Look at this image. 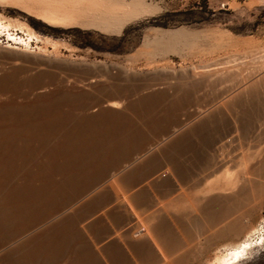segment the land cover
Returning <instances> with one entry per match:
<instances>
[{
    "label": "rangeland",
    "instance_id": "rangeland-1",
    "mask_svg": "<svg viewBox=\"0 0 264 264\" xmlns=\"http://www.w3.org/2000/svg\"><path fill=\"white\" fill-rule=\"evenodd\" d=\"M131 1L117 0L116 2L125 4ZM143 1L146 5L138 13L130 15L114 28H104L98 23L88 21L51 24L29 13L18 4L0 3L1 15L24 23L29 29L31 28L30 30L36 36L25 43L27 40L26 34L18 26L9 27L8 30L0 33V102L4 101L15 105L12 107L13 110L11 109L13 111L11 117H13L14 122L62 121L65 122L64 126H61L58 130H52L53 134L51 133V136L56 135L58 137L57 135H59L63 137L79 134L81 137L78 135V138L82 139L84 136L82 143L86 141L85 139H89L85 142L86 144L91 143L90 146L83 148L84 150L88 148L87 150L91 152L80 150V155L72 157L71 161L65 160L61 163L52 162V160L46 162L47 155L45 153L24 155L28 158H22L24 163H20V169L23 171L19 176L46 164V168L52 170L51 179L54 182L51 181L50 183L59 184L63 190L59 198L60 201L55 204L52 212L44 218L45 220L42 219L37 222L38 224L35 223L32 227L30 226L31 228L19 232L10 242L4 244L5 246L0 245V264L6 263L4 254L11 249L14 250L17 264H34L36 261L38 262L35 264H51V262L52 264H61L63 260L62 264H136V259L139 261L137 264H160L162 262L159 263L155 260L153 253L150 251L152 245L147 241V237L145 238V231L149 232L150 227V235L162 238L161 242L168 240L166 241L168 242L167 246L170 245V241L174 240L173 242H175V236L177 235L178 239L176 240L180 242V245H190L189 248H186L187 251L181 249L186 246H175L172 249L173 244L169 248L163 244L169 257L164 253L167 259L162 264H172L173 261L175 264L176 260L174 259L177 258V261L179 260L178 264H209L216 254L233 245L235 241L231 237L222 239V241L219 238L217 239L220 241H216L217 239L213 235L208 238L213 236L214 240L204 237L207 225L212 222L210 218L214 214L217 219L224 216L226 218H223L228 220L229 214H236V212H233L235 208L238 216V210L241 209L239 207L243 206L241 203L248 206L242 207V214H240L242 216L248 214L245 216L249 218L251 216V221L249 220L251 226L258 228L251 233L250 238H256V236L264 234V196L262 195L264 180L261 179L264 174V166L261 167L263 163H259L261 157L263 158L261 162H264V149L262 150L264 148V75L262 76L264 69H261V67L264 68V0ZM7 33L9 34L7 35ZM259 78L262 80H260L261 82H258ZM252 79L258 83L255 82L254 85ZM106 100L116 102L118 106L108 110V106V108L103 106ZM6 119L9 121V117H6ZM112 121L115 123L114 125ZM104 122L107 124H104ZM70 123L73 124L70 126L77 125L75 130L77 133L69 130L71 129ZM126 123H128V126ZM164 123H169V125ZM85 124L90 125L89 127H92L93 131L100 129L96 132L103 133L97 134L94 132L96 133L94 134L92 129ZM102 124H104V128L101 127ZM130 124L131 126H129ZM67 125L68 129L66 128ZM78 125L85 126V128L78 127ZM111 126L113 127L111 128ZM172 126L173 128H171ZM62 127H65V129L63 130ZM158 128H161V130ZM116 129L119 130V133ZM101 130L102 132H100ZM162 130L164 133L160 134ZM66 132L67 134H65ZM91 133L95 136H92ZM87 136L88 138H86ZM81 139H79V142ZM104 141L106 142L104 143ZM109 143L111 144L109 145ZM92 148L96 150L94 151ZM217 159H219L218 162L225 161L224 164L216 168V172L208 175V170L213 163L217 162ZM88 160L89 162H87ZM157 160L158 162H156ZM253 160L257 162L255 163ZM107 164L108 167H106ZM247 167H250V169ZM254 167L263 168V170L257 168L255 170ZM236 169L239 171L242 169L241 171L247 176H245L246 179L243 182L240 181L241 177L235 186L237 195L233 197L239 203H236L233 197H228L226 199L228 205L224 202L226 200H222V202L220 200L214 201L217 205L213 202L211 203V206L214 204L213 207L209 205L204 208V206L196 205V195L194 196V193L196 194V191L208 180L221 176L226 170L230 174L244 176L241 171V173H238ZM245 170L246 172H244ZM251 170L252 172L256 171L255 174L258 171V174L263 173H261V176L259 175L260 177L257 174L256 177H259L257 179L254 176L255 174H251ZM206 174L208 177L204 176ZM19 176L17 179L21 180L22 178ZM249 176H254L253 179L257 180V183L255 180L251 181L252 178ZM248 177L249 179H247ZM259 179L263 180L259 182L260 184L263 183L260 187L262 191L258 188L260 186ZM143 180L144 183H141L140 181L143 182ZM132 182L133 184H131ZM241 182L245 185L249 184L248 186L253 185L251 183L258 184H254L255 188H253L254 186H247V189L249 192L256 189V193L258 190L260 193L257 198L259 199H255L257 196L255 191L249 195L244 187L245 185L241 186ZM114 184L115 186H113ZM236 187H240V189ZM249 188L253 189L250 190ZM242 190L247 191V193H244L246 194L245 197H242L244 194L239 193ZM189 192L192 194L190 193L187 196ZM252 193L253 195H251ZM254 195L255 197H253ZM180 196L186 200H183ZM250 196L254 198V201ZM262 196L263 198H261ZM180 198L182 199L181 203L179 202L180 204L189 202L192 206L190 207L189 203L187 204L189 207L184 204L187 209L189 208L188 214L184 205H179L180 209H178L177 202ZM229 198H232V200ZM241 198L245 200H241ZM249 198L253 202H248ZM175 199H177V202L174 201ZM233 201L236 203L235 205ZM172 202L175 204H172L174 209L170 205ZM75 203L77 204L75 205ZM193 203L195 204L193 205ZM220 203H222L221 207ZM223 203L228 206V211ZM252 203H257V205L254 207ZM237 204L240 205L237 207ZM249 205L250 207L253 205L251 207L253 210H249ZM200 206L203 207V210ZM223 206L225 207L224 211L227 213L232 211L227 214L223 211ZM181 207L185 209L181 210ZM100 208H103L102 211H100ZM191 208L194 209L193 212L190 210ZM229 208H231L230 211ZM175 209L181 210L175 211L180 213H174ZM214 209L216 212L213 213ZM218 209L219 211H217ZM245 211H249V213ZM207 212L211 213L212 216L210 214L209 218H203L208 217ZM243 212L245 213L243 214ZM193 213H196V215L194 216ZM197 213H199L198 216L201 214L202 217L197 218ZM91 214L95 215L90 216ZM175 214L176 216H174ZM179 214L180 216H178ZM182 214H185V218L181 220ZM233 214L234 217L235 214ZM240 214L238 217H240ZM104 215L109 219L107 220ZM236 215L234 218L229 215L231 217L229 220L235 219L233 221L235 224L240 219H236ZM190 216L192 219H190ZM215 216L211 219L217 221L214 218ZM91 217H93L92 220ZM174 217L176 223L173 221ZM129 218L131 220L135 219V223ZM170 218H172V221H170ZM206 219L208 223L204 224L203 222ZM177 221L180 224L183 221L181 227H186L183 230L184 234L181 232L182 228L177 227L180 226ZM195 221H197L196 224ZM215 221L212 224L216 225ZM222 221L218 220L219 225ZM228 221H225V223H231ZM71 222L75 225L73 226ZM79 223H82L83 226ZM189 223H191V226ZM51 224L53 225L51 226ZM97 224L98 226H96ZM94 225L97 228H94ZM188 226L193 228L192 232ZM56 227L59 228L58 232L60 234L54 238L53 230L57 229ZM212 227L214 225L211 226L213 231L214 228ZM175 228H179V231L177 232ZM45 230L50 234V241L58 240L60 247L62 246L59 253L60 257H37L32 260L34 262L32 263L26 259L25 253L28 249L23 247V241ZM188 230H190L192 234L190 236L193 240L197 236V240H195L198 242L189 239L187 241L186 237H181L187 236L188 232L187 238H190ZM168 231L169 233H167ZM141 233L144 235L136 236V234ZM179 233L182 235L180 236ZM90 236L92 237V243L90 242ZM133 237L135 239H131ZM86 238L89 240L88 242ZM205 238L210 243H207ZM183 239L185 243L187 242L186 244H184ZM97 241H102L101 244L98 242L99 246ZM191 241L195 245H191ZM73 242L77 244L74 245ZM261 242L253 243L251 251L238 264H264V240ZM94 243H96L95 246L98 249H101L95 248ZM163 245L161 246L164 248ZM70 246L72 247L69 248ZM179 247L182 253L178 257L176 252ZM191 247L192 249H190ZM125 248H129V252ZM167 248L168 250L171 248L170 251L173 252V254L171 252L174 255L173 257H171L170 251H167ZM72 254L73 256H71ZM182 254L185 257H182ZM68 257H70V260ZM148 257L150 258L148 259ZM104 258L107 262L103 261ZM170 258H174L173 261ZM65 259H68V261L66 260L67 263Z\"/></svg>",
    "mask_w": 264,
    "mask_h": 264
},
{
    "label": "bare ground",
    "instance_id": "bare-ground-1",
    "mask_svg": "<svg viewBox=\"0 0 264 264\" xmlns=\"http://www.w3.org/2000/svg\"><path fill=\"white\" fill-rule=\"evenodd\" d=\"M117 0H0V3L2 4V3H14V4H18V5H20V6H22L24 9H26V11H28L29 13H32V14H34L35 16H37V17H39V18H41L42 20H44V21H46V22H48V23H51V24H67V23H74V22H79V21H88V22H90V23H98L99 25H101L102 27H104V28H114V26H116L117 27V25H119L120 23H122V21H124L127 17H129L130 15H133V14H135V13H138L139 11H140V9H142L146 4L144 3V1L143 0H132L131 2H127V3H122V2H116ZM81 23H83V22H81ZM12 26H18L21 30H23L24 32H25V34H26V41H25V43H28L29 42V39H31V38H33L35 35H34V33L24 24V23H22V22H19V21H14V20H11V19H9V18H6L5 16H3V15H1L0 14V33L2 32V31H6V30H8V28L9 27H12ZM115 27V28H116ZM13 28V27H12ZM4 33V32H3ZM9 33H7V35H8ZM13 34V33H12ZM36 37V36H35ZM25 38V37H24ZM211 45V44H210ZM221 45V44H220ZM200 46V45H199ZM215 46V45H214ZM218 46V45H217ZM210 47V46H209ZM227 55V54H226ZM227 56H230V55H227ZM224 57V56H223ZM219 59V58H218ZM264 59V58H263ZM213 60H215V59H213ZM225 60V59H224ZM212 62V61H211ZM214 64H215V62H214ZM249 64V63H248ZM262 65H263V63H262ZM196 66V65H195ZM198 66V65H197ZM204 66V65H203ZM254 66V65H253ZM261 67V66H260ZM236 68V67H235ZM241 69V68H240ZM244 69V68H243ZM261 69H264V68H262L261 67ZM260 69V70H261ZM204 70V69H203ZM227 70V69H226ZM229 70H230V68H229ZM252 70V69H251ZM219 71V70H218ZM261 71H263V70H261ZM197 72V71H196ZM214 73V72H213ZM264 72H262V76L264 75L263 74ZM256 74V73H255ZM241 75V74H240ZM200 76V75H199ZM218 76V75H217ZM250 76V75H249ZM228 77V76H227ZM243 77V76H242ZM247 77H248V75H247ZM257 77H258V75H257ZM256 77V79L258 80V78ZM250 78H251V76H250ZM261 79H262V77H260ZM259 78V81L258 82H261L262 80ZM211 79V78H210ZM236 79V78H235ZM254 79H255V77H254ZM263 79H264V77H263ZM249 80V79H248ZM261 80V81H260ZM251 81V80H250ZM255 82H257L256 80H254L253 81V79H252V83L255 85ZM257 82V83H258ZM243 83V82H242ZM249 84H250V82H248ZM248 83H246V84H248ZM246 84H244V85H246ZM260 84V83H259ZM263 84V83H262ZM261 84V85H262ZM257 87H258V84L256 85ZM256 86H255V88H256ZM245 87V86H244ZM244 87H243V89H244ZM249 87V86H248ZM251 87H253L252 85H251ZM251 87H249V88H251ZM260 87V86H259ZM242 88V87H241ZM240 88V89H241ZM254 88V89H255ZM233 89V88H232ZM239 89V90H240ZM245 89H246V87H245ZM248 89V88H247ZM225 91V90H224ZM236 92V91H235ZM234 92V93H235ZM239 92V91H238ZM234 93H232V94H234ZM245 94V93H244ZM247 94V93H246ZM246 97V96H245ZM230 98H232V97H230ZM103 103V102H102ZM232 103V102H231ZM13 105L14 104H12V103H9V102H0V245H4V244H6V243H8V242H10L19 232H23L24 230H26V229H28L30 226L32 227V225L33 224H35V223H37V222H39L40 220H42V219H44L45 217H47L51 212H52V210H53V208H54V206H55V204L56 203H58L59 201H60V195H61V193H62V187L59 185V184H51L50 182L52 181V179H51V173H52V170H51V168L49 169L48 167L46 168V164L45 165H43L42 167H38V169H34V170H29V172H27V173H25V175H21V176H19V174H21V172L23 171V170H21L20 169V166H21V162L22 163H24L23 161V157L24 158H26L24 155H27V154H32V153H45L46 155H47V160H46V162H50L51 160H52V162H63V161H65V160H69V161H71V159H72V157H74V156H76V155H80V150H84L83 148H86V146L88 147V146H90L91 145V143H89V144H86L85 142L87 141V140H89V139H85L86 141L84 142L85 143V145H84V143H82V141H84V139H83V137H82V139L81 138H78V135L79 134H77V135H74V136H63V137H61V136H59V135H57L58 137H56V135L54 136H51V133H52V130L53 131H55V130H58V128H60L61 126H64L63 124L65 123V122H62V121H51V122H43L42 123V121L40 122V123H35V121L34 122H14L13 121V117H11V112H13L12 110V107H13ZM15 106V105H14ZM100 106V105H99ZM103 106L105 107H107L108 108V110H110V108H112V107H117L118 106V104L116 103V102H113V101H108V100H106L105 102H104V104H103ZM102 106V107H103ZM216 106V105H215ZM232 107V106H231ZM12 109V110H11ZM96 109V108H95ZM100 109V108H99ZM11 110V111H10ZM113 110V109H112ZM21 111V110H20ZM29 111V110H28ZM198 111V110H197ZM257 111V110H256ZM23 112V111H22ZM21 112V113H22ZM20 113V112H19ZM24 113V112H23ZM26 113V112H25ZM12 115H13V113H12ZM15 116V115H14ZM20 116V115H19ZM22 116V115H21ZM6 117H9V121L6 119ZM22 117H24V116H22ZM26 117V116H25ZM209 117V116H208ZM255 118V117H254ZM11 119V120H10ZM16 119V118H15ZM23 119V118H22ZM30 119V118H29ZM21 120V119H20ZM113 122V121H112ZM75 123H77V122H75ZM74 123V124H75ZM78 123H80V122H78ZM77 123V124H78ZM86 123V122H85ZM94 123V122H93ZM92 123V124H93ZM96 123V122H95ZM117 123V122H116ZM130 123V122H129ZM132 123V122H131ZM254 123V122H253ZM72 123H70L69 124V126L71 125ZM87 124H88V122H87ZM91 124V123H90ZM97 124V123H96ZM104 124H107L106 122H104ZM104 124H102V126L101 127H103L104 126ZM112 124V123H111ZM110 124V125H111ZM115 123L113 122V125H114ZM123 124V123H122ZM127 124V126H128V123H126ZM133 124V123H132ZM164 124H166V123H164ZM168 125H169V123H167ZM166 124V125H167ZM181 124V123H180ZM183 124V123H182ZM248 124V123H247ZM73 125V124H72ZM80 125V124H79ZM78 125V127H81V126H79ZM86 125V124H85ZM99 125V124H98ZM135 125V124H134ZM133 125V126H134ZM157 125H158V123H157ZM161 125H163V124H161ZM161 125H159L160 127H161ZM77 126V125H76ZM75 125L74 126H70L71 127V129H69L70 131H75L76 129H77V127H76ZM87 126V125H86ZM90 126V125H89ZM89 126H87V127H89ZM97 126V125H96ZM126 126V125H125ZM127 126H126V128H127ZM129 126H131V124L129 125ZM142 126V125H141ZM154 126V125H153ZM69 127V128H70ZM83 127V126H82ZM81 127V128H82ZM108 127V126H107ZM113 126H111V128H112ZM135 127H136V125H135ZM139 127V126H138ZM138 127H137V129H138ZM144 127H146V126H144ZM167 127V126H166ZM63 128V127H62ZM62 128H61V130H62ZM67 129H68V125H67V127H66ZM85 128V126L83 127V129ZM90 128V127H89ZM99 128V127H98ZM104 128V127H103ZM117 128V127H116ZM164 128V127H163ZM171 128H173V126L171 127ZM250 128V127H249ZM65 129V127L63 128V130ZM66 129V130H67ZM90 129H92V127L90 128ZM95 129V128H94ZM110 129V128H109ZM131 129V128H130ZM159 129V128H158ZM60 130V129H59ZM60 130V131H61ZM65 130V131H66ZM79 130V129H78ZM89 130V129H88ZM96 130H100V129H96ZM96 130H94L93 131V129H92V131H93V133L94 132H96ZM105 130V129H104ZM117 130V129H116ZM115 130V131H116ZM125 130H127V129H125ZM132 130V129H131ZM140 130V129H139ZM145 130V129H144ZM150 130V129H149ZM159 130H161V128L159 129ZM171 130V129H170ZM80 131H82V129H80ZM86 132H87V130H85ZM85 131H83V132H85ZM91 131V132H92ZM112 131V130H111ZM118 131V133H119V130H117ZM124 131V130H123ZM154 131V130H153ZM157 131V130H156ZM168 131V130H167ZM173 131V130H172ZM175 131V130H174ZM63 132V131H62ZM76 132V131H75ZM74 132V133H75ZM79 132V131H78ZM100 132H102V130L100 131ZM134 132V131H133ZM145 132V131H144ZM148 132V131H147ZM163 132V130L161 131V133L160 134H163L162 133ZM168 132H170V131H168ZM56 133H58V132H56ZM60 133V132H59ZM77 133V132H76ZM82 133V132H81ZM97 134L99 133V132H96ZM96 133H94V134H96ZM103 133V132H102ZM102 133H99V134H102ZM115 133V132H114ZM113 133V134H114ZM121 133V132H120ZM135 133H136V128H135ZM155 133V132H154ZM153 133V134H154ZM166 133V132H165ZM53 134V133H52ZM61 134V133H60ZM65 134H67V132L65 133ZM70 134V133H69ZM68 134V135H69ZM92 134V133H91ZM91 134H90V136H91ZM94 134H92V136L94 135ZM104 134H105V132H104ZM103 134V135H104ZM107 134H108V132H107ZM106 134V135H107ZM116 134V133H115ZM134 134V133H133ZM132 134V135H133ZM138 134V133H137ZM146 134V133H145ZM152 134V133H151ZM159 134V135H160ZM171 134V133H170ZM176 134V133H175ZM88 135V134H87ZM123 135V134H122ZM131 135V136H132ZM150 135V134H149ZM158 135V134H157ZM169 135V134H168ZM251 135V134H250ZM80 136V135H79ZM90 136H89V138H90ZM95 136V135H94ZM102 136V135H101ZM105 136V135H104ZM108 136V135H107ZM137 136H139V135H137ZM146 137H147V135H145ZM145 136H143V137H145ZM153 136V135H152ZM155 136H156V134H155ZM162 136V135H161ZM172 136V135H171ZM81 137V136H80ZM100 137V136H99ZM119 137V136H118ZM141 137H142V133H141ZM163 137V136H162ZM169 137H170V135H169ZM86 138H88V136L86 137ZM92 138V137H91ZM102 138V137H101ZM117 138V137H116ZM126 138H128V137H126ZM137 138V137H136ZM152 138V137H151ZM153 138H154V136H153ZM79 139H81L80 140V142H79ZM93 139H95V138H93ZM111 139V138H110ZM115 139V138H114ZM113 139V140H114ZM131 139V138H130ZM135 139V138H134ZM142 139V138H141ZM150 139V138H149ZM96 140V139H95ZM123 140H125V139H123ZM136 140V139H135ZM137 140H138V138H137ZM144 140V139H143ZM154 140H155V138H154ZM158 140V139H157ZM259 140V139H258ZM261 140V139H260ZM94 141V140H93ZM92 141V142H93ZM108 141V140H107ZM117 141V140H116ZM126 141V140H125ZM130 140L128 139V142H129ZM147 141V140H146ZM90 142V141H89ZM103 142V141H102ZM106 141H104V143H105ZM109 142V141H108ZM115 142V141H114ZM132 142V141H131ZM149 142V141H148ZM153 142V141H152ZM156 142V141H155ZM157 142H159V141H157ZM88 143V142H87ZM103 143V144H104ZM117 143H118V141H117ZM262 143V142H261ZM95 144V143H94ZM111 143H109V145H110ZM112 144H114V143H112ZM116 144V143H115ZM125 144V143H124ZM128 144V143H127ZM131 144V143H130ZM134 144V143H133ZM177 144V143H176ZM101 145V144H100ZM105 145H107V144H105ZM122 145V144H121ZM120 145V146H121ZM155 145V144H154ZM160 145V144H159ZM95 147H96V144L94 145ZM103 146V145H102ZM115 146V145H114ZM101 147V146H100ZM117 147V146H116ZM141 147V146H140ZM139 147V148H140ZM263 147V146H262ZM261 147V148H262ZM112 148V147H111ZM130 148V147H129ZM137 148V147H136ZM143 148H145V147H143ZM88 149V148H87ZM87 149H85V150H87ZM91 149V148H90ZM93 149V148H92ZM107 149V148H106ZM119 149H121V148H119ZM148 149V148H147ZM264 148H262V150H263ZM84 150V151H85ZM94 150V149H93ZM96 150V149H95ZM94 150V151H95ZM102 150H103V148H102ZM125 150V149H124ZM149 150V149H148ZM165 150V149H164ZM88 151V150H87ZM90 151V150H89ZM88 151V152H89ZM142 151V150H141ZM91 152V151H90ZM97 152V151H96ZM105 152V151H104ZM114 152V151H113ZM119 152H121V151H119ZM129 152V151H128ZM132 152V151H131ZM260 152V151H259ZM264 152V151H263ZM112 153V152H111ZM123 153V152H122ZM138 153V152H137ZM144 153V152H143ZM164 153V152H163ZM92 154V153H91ZM263 154V153H262ZM41 155V154H40ZM84 155V154H83ZM105 155V154H104ZM107 155V154H106ZM122 155V154H121ZM137 155V154H136ZM138 155H140V154H138ZM29 156V155H28ZM33 156V155H32ZM91 156V155H90ZM92 156H94V155H92ZM110 156V155H109ZM119 156V155H118ZM222 156V155H221ZM221 156L219 157V159L221 158ZM255 156V155H254ZM50 157V158H49ZM77 157V156H76ZM111 157V156H110ZM137 157V156H136ZM135 157V158H136ZM157 157V156H156ZM156 157H154V158H156ZM223 157V156H222ZM256 157H257V155H256ZM28 158V157H27ZM81 158V157H80ZM103 158H105V157H103ZM122 158V157H121ZM126 158V157H125ZM224 158V157H223ZM222 158V160H224ZM140 159H141V157H140ZM219 159H217L216 161V163H213L211 166V168L208 170L209 171V173H208V175H210L211 173H214V172H216V168H218L220 165H222V164H224V162L225 161H219L218 162V160ZM253 159V158H252ZM256 160H258L257 158H255ZM261 159L263 160V158L261 157ZM261 159H260V161H259V163H263L264 164V162L262 161L261 162ZM23 160V161H22ZM29 160V159H28ZM27 160V161H28ZM32 160H33V158H32ZM74 160V159H73ZM134 160V159H133ZM248 160V159H247ZM251 160V159H250ZM68 161V162H69ZM98 161V160H97ZM117 161V160H116ZM153 161V160H152ZM241 161V160H240ZM253 161H255V160H253ZM40 162V161H39ZM87 162H89V160L87 161ZM109 162H111V161H109ZM123 162V161H122ZM125 162V161H124ZM143 162V161H142ZM141 162V163H142ZM156 162H158V160L156 161ZM155 161H154V163L155 164H157ZM257 161H255V163H256ZM29 163V162H28ZM92 163V162H91ZM126 163H127V161H126ZM137 163V162H136ZM152 163V162H151ZM153 163V164H154ZM210 163V162H209ZM227 163V162H226ZM30 164V163H29ZM41 164V163H40ZM71 164V163H70ZM99 164V163H98ZM252 164H254L253 162H252ZM261 165V167H263L264 165ZM25 165V164H24ZM23 165V166H24ZM26 165H27V163H26ZM52 165H53V163H52ZM61 165V164H60ZM82 165V164H81ZM94 165V164H93ZM130 165V164H129ZM135 165V164H134ZM144 165V164H143ZM248 165H249V161H248ZM251 165V164H250ZM257 165H259V164H257ZM131 166V165H130ZM137 166H139V165H137ZM141 166H142V164H141ZM148 166V165H147ZM63 167H64V165H63ZM106 167H108V164H107V166ZM222 167V166H221ZM260 167V166H259ZM35 168V167H34ZM99 168V167H98ZM116 168V167H115ZM152 168H153V166H152ZM247 168H249L250 169V167H247ZM261 169V170H263V168H258V167H254V169L255 170H257V169ZM79 169V168H78ZM111 169V168H110ZM114 169V168H113ZM122 169V168H121ZM162 169V168H161ZM161 169H160V171H161ZM71 170V169H70ZM77 170V169H76ZM95 170V169H94ZM93 170V171H94ZM137 170V169H136ZM163 170V169H162ZM165 170V169H164ZM238 169H236V171H237ZM242 169H240V171H241ZM247 170V169H246ZM246 170L244 171V172H246ZM254 170V171H255ZM102 171V170H101ZM114 171V170H113ZM117 171V170H116ZM146 171V170H145ZM151 171V170H150ZM235 171V172H236ZM239 170H238V173L240 172ZM248 172H250L249 170H247ZM59 172V171H58ZM83 172V171H82ZM85 172V171H84ZM112 172V171H111ZM141 172V171H140ZM152 172V171H151ZM163 172V171H162ZM206 172V171H205ZM242 172V171H241ZM240 172V173H241ZM259 172V171H258ZM258 172H257V174H258ZM100 173V172H99ZM103 173V172H102ZM130 173V172H129ZM148 173V172H147ZM158 173V172H157ZM156 173V174H157ZM161 173V172H160ZM243 173V172H242ZM255 174L256 173V171L255 172H252V170H251V174ZM261 173H263V172H261ZM261 173H259L258 174V176L260 175H262ZM111 174V173H110ZM119 174V173H118ZM143 174V173H142ZM154 174V173H153ZM152 174V175H153ZM164 174H165V172H164ZM250 174V173H249ZM257 174H255L254 176L256 177V175ZM69 175V174H68ZM104 175V174H103ZM112 175V174H111ZM152 175H151V177H152ZM239 175V174H238ZM238 175H233V174H230V173H228V171L226 170L221 176H219V177H216V178H213V179H211V180H208L200 189H198L197 191H196V194L194 193V196H195V200H196V202L198 203H196V205H201V206H204V208H206L205 206H211V203H213L214 201H221L222 202V200H226V199H228V197H235V195H237V189L235 190V186H236V184H237V182L240 180V178L242 177V179L240 180V181H242L243 182V180L244 179H246L245 178V176L246 175H244V173L242 174V175H244V176H238ZM20 177V178H22L21 180H19V179H17V177ZM56 176V175H55ZM93 176V175H92ZM141 176V175H140ZM204 176H207V174L206 175H204ZM254 176H249V177H251L252 178V180L251 181H253V180H255V179H253L254 178ZM259 176V177H260ZM263 176H264V174H263ZM262 176V178L261 179H263L264 180V177ZM66 177V176H65ZM106 177V176H105ZM150 177V176H149ZM148 177V178H149ZM154 177V176H153ZM169 177V176H168ZM208 177V176H207ZM247 177V176H246ZM249 177L247 178V179H249ZM258 177V178H259ZM81 178V177H80ZM114 178V177H113ZM133 178V177H132ZM136 177L134 176V179H135ZM165 178V177H164ZM257 178V177H256ZM257 178V179H258ZM108 179V178H107ZM110 179V178H109ZM122 179V178H121ZM204 179V178H203ZM65 180V179H64ZM111 180V179H110ZM166 180H167V177H166ZM262 180V181H263ZM58 181V180H57ZM108 181V180H107ZM132 181V180H131ZM146 181H147V178H146ZM200 181V180H199ZM203 181V180H202ZM250 181V182H251ZM257 180H255V182H256ZM261 180L259 179V181H258V183L260 182ZM261 181V182H262ZM52 182H54V181H52ZM74 182V181H73ZM141 183H144V180H143V182L142 181H140ZM154 182V181H153ZM201 182V181H200ZM242 182L240 183L241 184V186H243V185H245V183H243L242 184ZM247 182H249V180H247ZM60 183V182H59ZM100 183V182H99ZM101 183H103V182H101ZM105 183H107V182H105ZM145 183H147V182H145ZM257 183V182H256ZM256 183H251V184H253V185H251V186H254L253 188H255V185H258V184H256ZM80 184V183H79ZM131 184H133V182L131 183ZM150 184V183H149ZM197 184V183H196ZM201 184V183H200ZM199 184V185H200ZM239 184V183H238ZM255 184V185H254ZM260 184V183H259ZM261 184H263V183H261ZM260 184V186H258V188H259V190H261V185ZM65 185V184H64ZM63 185V186H64ZM90 185V184H89ZM93 185V184H92ZM97 185H99V184H97ZM141 185V184H140ZM249 184H246L244 187L247 189V186H248ZM95 186V185H94ZM112 186V185H111ZM113 186H115V184L113 185ZM113 186H112V188H113ZM138 186V185H137ZM148 187H149V185H147ZM198 186V185H197ZM238 186V185H237ZM251 186H248V187H251ZM68 187V186H67ZM96 187V186H95ZM257 187V186H256ZM236 188H238V187H236ZM244 188V190H246ZM252 188V189H253ZM257 188V189H258ZM263 190H264V185H263ZM65 189V188H64ZM70 189H72V188H70ZM76 189V188H75ZM152 189V188H151ZM159 189V188H158ZM238 189H240V187L238 188ZM250 189V188H249ZM252 189H250V190H252ZM77 190V189H76ZM112 190V189H111ZM145 190V189H144ZM148 190H150V189H148ZM80 191V190H79ZM91 191V190H90ZM147 191V190H146ZM145 191V192H146ZM151 191V190H150ZM193 191H195L194 189H193ZM193 191H192V193H193ZM238 191H241V190H238ZM247 191H248V189H247ZM247 191L246 192H244L243 190H242V192H239V193H242V194H244V193H247ZM255 191V193H256V189L254 190ZM254 191H251V192H254ZM262 191V190H261ZM251 192H249L248 191V193H249V195H250V193ZM86 193V192H85ZM112 193H113V191H112ZM155 193V192H154ZM190 193L191 192H189V194L187 195V196H189L190 195ZM191 193V194H192ZM238 193V194H239ZM259 193L260 192H258V190H257V193H256V197H255V195L253 196V197H255V199H259V198H257L258 197V195H259ZM81 194V193H80ZM88 194V193H87ZM149 194V193H148ZM153 194V193H152ZM142 195V194H141ZM146 195V194H145ZM199 195V196H198ZM245 195L246 194H244V195H242V197L244 196L245 197ZM248 195V194H247ZM248 195V196H249ZM251 195H253V193L251 194ZM261 195V194H260ZM262 195L264 196V191H262ZM184 196V195H183ZM248 196H246V197H248ZM263 196L261 197V198H263ZM181 197V196H180ZM191 197V196H190ZM233 197V199H234V201H235V198ZM237 197V196H236ZM239 198H240V196H238ZM252 196H250V198H251ZM252 197V199H253V201H254V198ZM260 197V196H259ZM81 198V197H80ZM83 198V197H82ZM95 198H97V197H95ZM131 198V197H130ZM179 198V197H178ZM177 198V199H178ZM183 200H186V199H184L183 197H181ZM179 199V201L177 202V199H175L174 201H176L177 203H178V209H180V206L181 205H184L185 203H183V204H180L181 202V200L182 199ZM186 198V197H185ZM250 198H249V200H250ZM133 199H135V198H133ZM230 199V198H229ZM251 199V200H252ZM230 200H232V198L230 199ZM230 200H228L229 202H231ZM236 200H237V198H236ZM241 200H245V199H242L241 198ZM241 200H239V201H241ZM249 200H247L248 202H253V201H249ZM262 200V199H261ZM263 200H264V198H263ZM106 201V200H105ZM121 201V200H120ZM234 201H233V203H234ZM256 202H257V200H255ZM259 201V200H258ZM75 202V201H74ZM77 202H79V201H77ZM94 202V201H93ZM114 202V201H113ZM112 202V203H113ZM130 202V201H129ZM149 202V201H148ZM180 202V203H179ZM182 202H184V201H182ZM224 202H226L227 203V200L226 201H224ZM236 203H239V202H237V201H235ZM260 203H261V201H259ZM105 203V202H104ZM177 203H176V205H177ZM189 203V202H188ZM187 203V204H188ZM215 203V202H214ZM219 203V202H218ZM236 203H234V205L236 204ZM255 203V202H254ZM254 203H252V204H254ZM69 204V203H68ZM77 203H75V205H76ZM148 204V203H147ZM173 204V202L170 204V205H172ZM187 204H185V205H187ZM195 203H193V205H194ZM216 204V203H215ZM221 205H220V207L222 206V203H220ZM224 204V203H223ZM230 204V203H229ZM73 205V204H72ZM97 205V204H96ZM95 205V206H96ZM173 205H175V204H173ZM173 205L171 206L172 208H173ZM180 205V206H179ZM184 205V207L186 208V206ZM189 205H190V203H189ZM189 205H187V207H189ZM213 205L214 204H212V206L211 207H213ZM217 205V204H216ZM225 205V204H224ZM226 205H228V203L226 204ZM225 205V207H227L226 209H227V211H228V206H226ZM233 205V206H234ZM238 205H240V204H237L236 206L238 207ZM241 205H243V206H241V207H239V208H241L240 210H238V212H239V214L241 213L242 214V207H245L247 204H245V206H244V204H242L241 203ZM257 205V203L256 204H254V207ZM68 206V205H67ZM106 206V205H105ZM109 205L107 204V207H108ZM169 206V205H168ZM200 206V207H201ZM219 206V205H218ZM230 206H232V205H230ZM248 206V205H247ZM253 206V205H252ZM251 206V207H252ZM58 207V206H57ZM73 207V206H72ZM82 207H84V206H82ZM85 207H87V206H85ZM97 207V206H96ZM183 207V208H184ZM190 207H192L191 205H190ZM197 207V206H196ZM214 207H216V206H214ZM220 207H218V208H220ZM224 206H223V211H224V208H225ZM250 207V205H249V210H253L252 208ZM253 207V208H254ZM68 208V207H67ZM69 208H71V207H69ZM169 208H170V206H169ZM171 208V209H172ZM182 207H181V210L183 209ZM184 208V209H185ZM208 208V207H207ZM217 208V207H216ZM232 208V207H231ZM231 208H229V211H230V209ZM251 208V209H250ZM59 209V208H58ZM66 209V208H65ZM101 209V208H100ZM99 209V210H100ZM103 209V208H102ZM102 209L100 210V211H102ZM174 209V208H173ZM183 209V210H184ZM197 209L198 210H200V208H198L197 207ZM201 209L203 210V207H201ZM209 209H210V207H209ZM220 209H222V208H220ZM232 209H234V208H232ZM247 209V208H246ZM255 209V208H254ZM55 210V209H54ZM64 210V209H63ZM96 210V209H95ZM114 210V209H113ZM116 210V209H115ZM181 210H174V213H177V212H175V211H181ZM186 210V212L187 211H189V208L187 209H185ZM192 212H193V210L194 209H190ZM197 210V211H198ZM205 210V209H204ZM208 210V209H207ZM206 210V211H207ZM211 210V209H210ZM235 210H236V208H235ZM235 210H233V212H236V214H237V210L235 211ZM248 210V209H247ZM172 211V210H171ZM190 211V212H191ZM201 211V210H200ZM214 211L216 212V210L214 209L213 210V213H214ZM217 211H219V209L217 210ZM232 211V210H231ZM230 211V212H231ZM241 211V212H240ZM77 212V211H76ZM75 212V213H76ZM98 212V211H97ZM111 212V211H110ZM184 212V211H183ZM186 212H184L185 214H186ZM192 212H191V214H192ZM194 212H196V211H194ZM205 212V211H204ZM204 212H202V213H204ZM209 212V211H208ZM207 212V213H208ZM224 212H226V211H224ZM224 212H222L221 211V213H223L224 214ZM230 212H226L227 214H229ZM245 212H247V211H245ZM245 212H243V214L245 213ZM253 212V211H252ZM89 213V212H88ZM92 213V212H91ZM95 214H98V213H96V212H94ZM102 213V212H101ZM167 213V212H166ZM178 213H180V212H178ZM177 213V214H178ZM182 213V212H181ZM189 212H187V214H188ZM225 213V214H226ZM247 213H249V211L247 212ZM82 214V213H81ZM80 214V215H81ZM86 214V213H85ZM94 214V215H95ZM118 214V213H117ZM185 214H182L183 215V217L181 218V220L182 219H184L185 217ZM194 214V216L196 215V213H193ZM198 214L199 213H197V218L199 217V216H201L202 217V215L200 214L199 216H198ZM206 214V213H205ZM205 214H204V216H205ZM211 214V213H210ZM210 214L208 213V214H206L208 217H203V218H209L210 217ZM216 214V213H215ZM222 214V215H223ZM233 214V213H232ZM232 214H229L231 217H233L232 216ZM235 214V213H234ZM233 214V215H234ZM235 214V215H236ZM239 214H238V216H239ZM240 214V217H238L237 215V217H236V219H238V218H240V219H238L239 220V222H237L236 224L233 222L235 219H233L232 221L231 220H229V218H231V217H229V215H228V220H226V219H224V218H226V217H220V219H217V216H215L214 214H213V216H215L214 218H216L217 219V221H215V220H213V219H211L213 216H212V214H211V218H210V220H212V222L210 223V224H212L213 223V221H215V223H217L216 225L215 224H212V225H210V224H208L207 225V228H206V234L204 235V237H206V238H208L210 235H213V236H215L214 238H219L221 241H222V239H228V237H231V238H233V239H235V241H234V244L233 245H231L230 247H228V248H225V250L224 251H222V252H220V253H218V254H216L215 255V257H214V259H213V261L211 260V262L209 263V264H238L240 261H242L244 258H245V256L251 251V247H252V245H253V243H258V242H261V241H263L264 240V234L262 233V235H259L258 237L256 236V238H250V236H251V233H253V232H255L258 228L257 227H254V226H251L252 224H251V220H250V218H251V214L249 215L250 216V218L248 217V216H245V215H248V214H244V216H242ZM78 215V214H77ZM93 214H91L90 216H92ZM93 215V216H94ZM167 215V214H166ZM171 215V214H170ZM170 215H169V217H170ZM235 215H234V217H235ZM75 216V215H74ZM73 216V217H74ZM105 216V215H104ZM115 216V215H114ZM174 216H176V214L174 215ZM178 216H180V214L178 215ZM186 216H188V215H186ZM219 216H221V214H219ZM219 216H218V218H219ZM100 217V216H99ZM166 217V216H165ZM169 217H167L168 219H169ZM172 217V216H171ZM233 217V218H234ZM90 218V217H89ZM92 218L93 217H91V220H92ZM105 218H107V220L109 219L108 217H106L105 216ZM177 218V217H176ZM189 218V217H188ZM223 218V221L221 220ZM70 219V218H69ZM84 219V218H83ZM86 219H88V218H86ZM85 219V220H86ZM112 219V218H111ZM117 219H118V217H117ZM147 219V218H146ZM166 219V218H165ZM167 219V220H168ZM190 219H192L191 218V216H190ZM190 219H187V220H190ZM200 219V218H199ZM198 219V220H199ZM45 220V219H44ZM77 220V219H76ZM79 220H81L80 218H79ZM104 220V219H103ZM129 220H131L130 218H129ZM179 220V219H178ZM201 220H203L202 218H201ZM209 220V219H208ZM218 220L219 221H222V223H220V225H219V222H218ZM237 220V221H238ZM250 220V221H249ZM66 221V220H65ZM113 221H114V219H113ZM133 223H135V219H132L131 220ZM170 221H172V218H170ZM174 223H176L175 222V217H174ZM180 221V220H179ZM190 221H192V220H190ZM205 222L207 221V219L206 220H204ZM225 221H228V222H231V223H225ZM81 222H83V221H81ZM108 222V221H107ZM159 222V221H158ZM178 222V221H177ZM184 222H185V220H184ZM196 222L197 221H195V224H196ZM199 222H201V221H199ZM203 222L204 224H207L208 222ZM232 222H233V224H232ZM72 223V222H71ZM94 223V222H93ZM92 223V224H93ZM109 223H110V220H109ZM112 223V222H111ZM138 223H140V222H138ZM162 223V222H161ZM168 223H170V222H168ZM173 223V224H174ZM179 223V222H178ZM182 223H183V221H182ZM182 223L180 224V226H177V227H180V228H182L181 227V225H182ZM193 223V222H192ZM38 224V223H37ZM61 224V223H60ZM60 224H57V225H60ZM73 224V226L75 225V223H72ZM79 224H81L82 225V223H79ZM83 224H84V222H83ZM87 224V223H86ZM165 224V223H164ZM163 224V225H164ZM172 224V225H173ZM179 224H177V225H179ZM188 224V223H187ZM190 224V226H191V223H189ZM199 224V223H198ZM201 224V223H200ZM203 224V225H204ZM53 224H51V226H52ZM113 225V224H112ZM111 225V226H112ZM140 225V224H139ZM146 225V224H145ZM162 225V226H163ZM203 225H201V226H203ZM214 225V227H212V228H214L213 229V231H212V229H211V226H213ZM50 226V227H51ZM64 226V225H63ZM77 226V225H76ZM83 226V225H82ZM88 226V225H87ZM89 226H90V224H89ZM88 226V227H89ZM96 226H98V224L96 225ZM101 226V225H100ZM105 226V225H104ZM110 226V227H111ZM157 226H159L158 224H157ZM175 226V225H174ZM173 226V227H174ZM187 226V225H186ZM190 226H188V227H190ZM192 226H193V224H192ZM196 226H198V225H196ZM30 227V228H31ZM53 227H55V226H53ZM70 227V226H69ZM85 227V226H84ZM84 227H83V229H84ZM93 227V226H92ZM139 227H141V226H139ZM149 227V226H148ZM155 227H156V225H155ZM172 227V226H171ZM176 227V226H175ZM204 227V226H203ZM57 228V227H56ZM74 228V227H73ZM94 228H97V227H95V225H94ZM114 228H116V227H114ZM114 228H112L113 230H114ZM147 228V227H146ZM151 228V227H150ZM149 228V229H150ZM160 228V227H159ZM163 228V227H162ZM170 228V227H169ZM184 228L186 229V227L184 226ZM184 228H182V233L184 234L185 232H183V230H184ZM191 228V227H190ZM189 228V229H190ZM201 228V227H200ZM33 229V228H32ZM51 229V228H50ZM66 229V228H65ZM69 229V228H68ZM80 229V228H79ZM85 229H86V227H85ZM85 229H84V231H85ZM89 229V228H88ZM98 229H100V228H98ZM135 229V228H134ZM137 229V228H136ZM148 229V231L150 232V230ZM156 229V228H155ZM167 229V228H166ZM171 229V228H170ZM174 229V228H173ZM179 229V228H178ZM178 229H176L175 228V230H177V232L179 231ZM192 229L193 228H191V232H192ZM195 229H196V227H195ZM204 229V228H203ZM42 230H44V229H42ZM48 230V229H47ZM47 230H45V231H43V232H41V233H38V234H34V235H32V236H30V237H28L27 239H25L24 241H23V247H26L27 249H28V251H26V259L27 260H29L30 262H32V260L33 259H36L37 257H43V256H45V257H57V256H59L60 257V251H61V247H60V244L57 242L58 240H54V241H50V234L48 233V231ZM58 230H59V228H57V229H55V230H53V237L55 238V236H59V232H58ZM64 230V229H63ZM143 230V229H142ZM141 230V231H142ZM146 230V229H145ZM153 230V229H152ZM200 230H202V229H200ZM205 230V229H204ZM203 230V231H204ZM52 231V230H51ZM80 231V230H79ZM87 231V230H86ZM136 231V230H135ZM140 231V232H141ZM144 231V230H143ZM172 231V230H171ZM189 232H190V230H188ZM202 231V232H203ZM210 233H209V232ZM26 232H28V231H26ZM81 232V231H80ZM89 232H91V231H89ZM97 232H99V231H97ZM149 232H146L145 231V238L147 239V241H149V244H151L152 245V247H151V253H153V256H154V258H155V260L157 261V262H162V263H165V259H167V257L166 256H164V253L166 254V255H168L167 254V252H165V246H167V244H168V242H166V241H168V240H166V241H162L161 242V239L160 238H158V237H156V236H152V235H150L151 233H149ZM158 232V231H157ZM165 233H166V231H164ZM163 232V233H164ZM176 232V231H175ZM180 232V233H181ZM191 232H190V234H189V236L190 235H192L191 234ZM193 232H194V230H193ZM200 232V231H199ZM207 232H208V234H207ZM100 233V232H99ZM113 233V232H112ZM112 233H111V235H112ZM144 233V232H143ZM143 233H141V234H136V236L137 235H144ZM153 233V232H152ZM154 233H156V232H154ZM167 233H169V231L167 232ZM179 233V234H180ZM196 233V232H195ZM211 233H213V234H211ZM89 234V233H88ZM114 234V233H113ZM170 234H171V232H170ZM169 234V235H170ZM259 234V233H258ZM52 235V234H51ZM77 235H79V234H77ZM110 235V236H111ZM167 235V234H166ZM175 235V234H174ZM182 234H180V236H181ZM193 235H196V234H193ZM19 236H20V234H19ZM139 236H138V238H139ZM159 236V235H158ZM163 236V235H162ZM161 236V237H162ZM178 236V235H177ZM177 236H175V242H169V244L171 245V244H173L172 246V249L173 248H175V246L177 247V246H182V245H180V242L178 243L177 242V240L176 239H178V237ZM187 236H188V232H187ZM187 236H181L182 238L183 237H186V239H187V241H189V240H193V238H191L192 236H190V238H187ZM212 236V237H213ZM66 237V236H65ZM91 237V236H90ZM90 237H89V239H90ZM156 237V238H155ZM164 237V236H163ZM180 237V238H181ZM199 237V236H198ZM203 237V236H202ZM211 237V238H212ZM72 238V237H71ZM75 238V237H74ZM107 238V237H106ZM197 238V236H195L194 237V240ZM205 238V239H206ZM211 238H208V239H211ZM51 239H53V238H51ZM87 239V238H86ZM131 239H135L134 237L133 238H131ZM141 239V238H140ZM185 239V238H184ZM184 239H183V241H184ZM189 239V240H188ZM65 240V239H64ZM68 240V239H67ZM83 240V239H82ZM103 240V239H102ZM130 240V239H129ZM128 240V241H129ZM143 240V239H142ZM163 240V239H162ZM170 240H171V238H170ZM181 240V239H180ZM193 240V242H195ZM211 240H214L213 238L211 239ZM220 240H216V241H220ZM89 240L87 239V242H88ZM92 241V237H91V240H90V242ZM105 241H106V239H105ZM121 241V240H120ZM125 241V240H124ZM140 241V240H139ZM182 241V242H183ZM98 242L99 241H97V245L99 246V244H101V242H99V244H98ZM107 242V241H106ZM122 242V241H121ZM160 242V243H159ZM164 242V243H163ZM192 242V241H191ZM192 242V244L191 245H193L194 243ZM196 242H198V241H196ZM206 242L208 243H210V241L208 240L207 241V239H206ZM212 242V241H211ZM74 243V242H73ZM86 243V242H85ZM92 243V242H91ZM143 243H144V241H143ZM187 243V242H186ZM185 243V241H184V244H186ZM189 243V242H188ZM68 244V243H67ZM75 244H77V243H74V245ZM84 244V243H83ZM123 244L125 245V243L123 242ZM163 244H165V246L163 245ZM183 244V243H182ZM183 244V245H184ZM261 244H263L262 242H261ZM96 245V243H94V247L95 248H97L98 249V247L97 246H95ZM161 245H163L164 246V248L161 246ZM170 245H168L167 247L169 248V246ZM195 245V244H194ZM229 245V244H228ZM256 245V244H255ZM5 246V245H4ZM18 246V245H17ZM77 246V245H76ZM79 246H81V245H79ZM184 246H186L185 248H181V249H185V250H187L186 248L188 247V246H190V245H184ZM184 246H182V247H184ZM2 247V246H1ZM72 246H70L69 248H71ZM101 247V246H100ZM126 247H127V245H126ZM180 247L177 249L178 251H180L181 249H180ZM194 247V246H193ZM68 248V249H69ZM109 248H111V247H109ZM118 248V247H117ZM168 248H167V251H170L171 250V248H170V250H168ZM189 248V247H188ZM18 249V248H17ZM67 249V250H68ZM74 249H75V247H74ZM101 249V248H100ZM100 249H98V250H100ZM121 249V248H120ZM125 249H127V248H125ZM129 249V248H128ZM127 249V250H128ZM190 249H192V247L190 248ZM94 250V249H93ZM135 250V249H134ZM65 251V250H64ZM63 251V252H64ZM97 251V250H96ZM116 251V250H115ZM148 251V250H147ZM178 251L176 252L177 254H178V257H179V254H181L182 252V250L180 251V253H178ZM184 251V250H183ZM188 251V250H187ZM190 251V250H189ZM79 252V251H78ZM77 252V253H78ZM98 252H102V251H98ZM127 252H129V250L127 251ZM171 252L172 251H170V254H171ZM184 252H186V251H184ZM183 252V253H184ZM16 253V252H15ZM23 253V254H24ZM92 253H93V251H92ZM97 253V252H96ZM131 253V252H130ZM144 253V252H143ZM142 253V254H143ZM149 253V252H148ZM176 253H174L175 255H176ZM186 253H188V252H186ZM186 253H185V255H186ZM21 254V253H20ZM22 254V255H23ZM64 254V253H63ZM67 254V253H66ZM73 254H75V253H73ZM73 254L71 255V256H73ZM84 254V253H83ZM100 254H102V253H100ZM132 254V253H131ZM172 254H173V252H172ZM171 254V257H173L174 255H172ZM189 254V253H188ZM187 254V255H188ZM65 255V254H64ZM99 255V254H98ZM134 255V254H133ZM132 255V256H133ZM185 255L183 256V254L181 255L182 257H185ZM63 256V255H62ZM70 256V257H71ZM143 256H146V255H143ZM1 257V256H0ZM70 257H68V259L70 258ZM95 257V256H94ZM96 257H97V255H96ZM101 258H103L102 256H100ZM105 257V256H104ZM115 257V256H114ZM129 257V256H128ZM135 257V256H134ZM137 257V256H136ZM152 257V256H151ZM168 257H169V255H168ZM175 257H177V256H175ZM106 258V257H105ZM104 258V259H105ZM141 258V257H140ZM150 257H148V259H149ZM4 259H5V261H6V263L5 264H17V262H16V258H15V256H14V250H8V252H6L5 254H4ZM39 259V258H38ZM37 259V260H38ZM42 259V258H41ZM46 259V258H45ZM58 259V258H57ZM68 259H65V261L67 260L68 261ZM115 259V258H114ZM136 259V258H135ZM143 259V258H142ZM169 259V258H168ZM172 258H170V260H171ZM174 259V258H173ZM173 259H172V261H173ZM178 259V258H177ZM177 259H174V260H176V263L178 264V261H177ZM182 259V258H181ZM3 260V259H2ZM19 260V259H18ZM21 260H23L22 258H21ZM21 260H19V261H21ZM70 260V259H69ZM74 260V259H73ZM184 260H186V258H184ZM183 260V261H184ZM55 261V260H54ZM67 261H66V263H67ZM76 261V260H75ZM103 261H106V259L105 260H103ZM134 261V260H133ZM148 261V260H147ZM169 261V260H168ZM181 261V260H180ZM36 262H38V261H36ZM35 262V263H36ZM46 262H47V260H46ZM63 262H64V260H63ZM62 262V263H63ZM107 262V261H106ZM136 262L137 263H139V261H138V259H136ZM146 262V261H145ZM156 262V263H157ZM186 262V261H185ZM21 263V262H20ZM32 263H34V262H32ZM34 263V264H35ZM44 263V262H43ZM47 263H49V262H47ZM59 263H61V262H59ZM61 263V264H62ZM136 263V264H137ZM149 263V262H148ZM150 263H151V261H150ZM162 263H160V264H162ZM175 263V264H176ZM180 263V262H179ZM183 263V262H182ZM41 264V263H40ZM51 264H52V262H51ZM53 264H55V263H53ZM102 264V263H101ZM107 264V263H106ZM142 264V263H141ZM153 264V263H152ZM158 264V263H157ZM168 264V263H167ZM172 264H174V261L172 262ZM181 264V263H180ZM184 264V263H183Z\"/></svg>",
    "mask_w": 264,
    "mask_h": 264
}]
</instances>
